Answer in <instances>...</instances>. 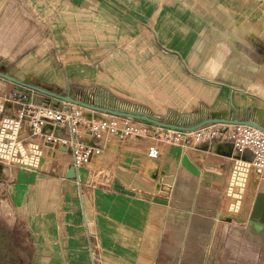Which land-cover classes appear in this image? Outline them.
I'll return each instance as SVG.
<instances>
[{
  "label": "crops",
  "instance_id": "crops-1",
  "mask_svg": "<svg viewBox=\"0 0 264 264\" xmlns=\"http://www.w3.org/2000/svg\"><path fill=\"white\" fill-rule=\"evenodd\" d=\"M51 1L0 0V61L13 77H38L32 67L46 53L47 43L29 34L40 28L43 14H50L52 28L60 32L58 42L50 36V52L55 44L63 47L66 63V69L54 68L50 56L53 91L57 86L68 89L58 84L59 75L64 73L70 85L76 82L73 78L85 85H107L110 81L116 91L108 85L114 92L101 87L119 99L121 95L139 102L163 119L173 117L168 108L197 113L203 101L209 115L220 117L255 118L248 110L264 109V0H198L196 8L205 10L206 19L198 20L194 14L185 24L201 30L202 42L213 44L214 51L203 61L201 75L192 71L193 65L189 69L180 53L176 54L186 70L210 85L207 91L183 89L175 98L179 101L164 90L155 91L152 83L139 88L124 76L113 78L107 69L94 70L88 62L95 57L70 50V33L66 31L97 29L105 20L115 25L119 12L111 0H105L111 10L105 15L77 2L64 11L63 4L53 7ZM69 1L73 0H62ZM237 26L240 35L254 36L259 46L261 54L254 55V61L237 50L228 36L227 30ZM30 49L34 56L25 58ZM17 62L19 68L14 67ZM75 62L80 63L71 69L70 63ZM8 84L5 92L14 87ZM69 88L75 97L79 91ZM215 88L222 91L218 94ZM155 93L173 101L175 107L164 108L165 103ZM152 130L147 138L110 144L101 156H93L79 169L76 179L67 176L73 156L63 148L45 157L39 169L1 171L0 245L17 255L15 264H264V233L251 230L249 218H235L230 223L218 219L223 215L237 156L233 146L199 145L191 138L181 143L161 142ZM152 146L160 148L157 160L148 156ZM185 154L200 170L199 177L182 167ZM163 185L170 187L169 194L159 192ZM261 190L264 180L251 183L252 210ZM158 197L169 200L170 205L155 202Z\"/></svg>",
  "mask_w": 264,
  "mask_h": 264
},
{
  "label": "rangeland",
  "instance_id": "rangeland-1",
  "mask_svg": "<svg viewBox=\"0 0 264 264\" xmlns=\"http://www.w3.org/2000/svg\"><path fill=\"white\" fill-rule=\"evenodd\" d=\"M107 1L110 2V0ZM111 1L113 3L112 5L115 6L119 12V18L114 20L115 25H110L109 21L105 20L102 25H98L97 29H82L80 31L72 29L66 31L70 33L71 44L68 45L70 50H73L75 53H80L83 56L95 57L94 61L91 63L88 62L94 70L102 67L103 69H107V71L113 75V78L117 79L120 75L124 76L126 80L128 79V81H131L132 86L139 88L144 86L148 87V83H152L155 87V91L159 92L164 90L174 100H176L175 98L178 97L183 89L188 90V92L196 90L197 88H200L201 91H207L210 84L201 79H197L186 70L183 61L176 54L180 53L189 69L192 70L190 66L193 65L194 69L192 71L201 75L200 69L203 61L210 59V56L214 51L215 46L213 44L202 42L201 30H194L185 24L188 20L187 18H190V16H193L194 14L198 20L202 21L206 19L207 13L205 10L203 8H196L198 6V0ZM74 2H77L85 9L97 8L102 10L101 15H105V11L108 9L110 10V7L105 0H73L69 2L54 0L53 2L51 1V5L56 7L59 4H63L64 11H69ZM242 15H245V13ZM246 16L244 18H247ZM39 20L40 28L37 30L33 29L30 32L29 37H38L37 39L42 38L43 42L47 43V48L46 53L40 55L37 62H35L32 67L33 71H35L33 73L39 74L38 77H34L35 79L33 80L49 85L51 80L50 56L53 57L54 68L66 69V63L62 59L64 54L61 50H63V47L55 44L54 46H51L52 50L50 52V36L52 38L54 37V40H56L55 42H58V34L60 33H57V31L52 28L50 14H43ZM194 25H197V23ZM181 31H183V37L179 38ZM227 32L228 36L233 39L235 43L234 47L247 57H250L253 61L254 55L261 54L257 42L253 39L254 36L240 35L238 26L227 30ZM211 41L214 42V39ZM93 48L97 49V53H95L96 51ZM90 51L93 52L90 53ZM32 56H34V50L30 49L24 57L32 58ZM33 63L34 61L30 62V64ZM79 63H70V65H72L71 69H74V65H79ZM15 66L19 68V62L15 63L14 67ZM103 75V73L99 74L100 80H103ZM59 76L60 83L58 84L64 88L70 86L76 91H79V89L83 87L105 90L101 87V85H103L112 92L116 91V87L110 81L106 82V84L114 91L103 83L89 85L81 84L77 82V78H73L76 82L70 85L71 83L66 74L61 73ZM91 82L98 81L92 80ZM3 83L9 85V82L7 83L3 81ZM58 89L57 86L54 88V91H57ZM218 89L219 88H215V91L219 94L222 90L219 89L218 91ZM64 92H66L65 89L60 91V93ZM109 94L111 93L109 92ZM155 94L160 98L159 101L165 103L164 108L170 106L175 107L173 101H165L163 95L158 93ZM118 97L124 102L122 105L125 108H128L127 106H131L132 104L138 105L137 103H139L131 99L123 98L121 95ZM176 101L179 100L177 99ZM181 101L182 100H180V102ZM202 103L204 105L200 108L201 110H197V113L196 111L181 113L179 112L180 110L174 108H168V111L173 114L174 117L180 116L185 119L186 122L194 123L198 120L209 118L210 116L205 106L206 102L203 101ZM182 104L189 106V103H186L185 101H182ZM244 175L245 174L243 173V177ZM253 181L258 183L261 182L262 179L260 177L251 178L246 185L247 188L245 187L246 191L245 189L243 190L245 194H243L242 198L227 197V191L223 205L224 216L232 218L233 220L235 218L250 217L254 196V192L251 191V183ZM238 196V194L235 195V197ZM235 205H238V207Z\"/></svg>",
  "mask_w": 264,
  "mask_h": 264
},
{
  "label": "built area",
  "instance_id": "built-area-1",
  "mask_svg": "<svg viewBox=\"0 0 264 264\" xmlns=\"http://www.w3.org/2000/svg\"><path fill=\"white\" fill-rule=\"evenodd\" d=\"M2 80L5 81L0 78V165L11 170L39 169L45 157L63 148L71 151L72 165L79 171L93 156H101L110 144L147 138L154 127L153 134L161 142L181 143L191 138L199 145L230 143L237 156L227 190L229 197L242 198L245 185L253 176L264 180V132L260 129L229 124L209 125L193 132L162 128L143 120L93 112L17 85L5 92ZM75 97L93 105L148 112L135 104L125 108L123 101L101 89L83 88ZM166 120L182 125L191 123L180 116ZM148 156L157 160L160 148L152 146ZM241 172L245 174L243 187L235 185ZM165 188L161 192L169 194L170 187ZM236 194L240 197H235Z\"/></svg>",
  "mask_w": 264,
  "mask_h": 264
},
{
  "label": "water",
  "instance_id": "water-1",
  "mask_svg": "<svg viewBox=\"0 0 264 264\" xmlns=\"http://www.w3.org/2000/svg\"><path fill=\"white\" fill-rule=\"evenodd\" d=\"M0 78L14 85L36 91L53 100L73 103L87 110L97 113L143 120L162 128L175 129L185 132H193L209 125L229 124V125H248L260 129L261 131L264 132V109H257V108H253L251 110L249 109L248 114L255 115V118L238 119L237 117H220V116H216L215 114H211L209 118L198 120L194 123H189L187 125H182L178 123H172L166 119L157 117L148 112L125 111L113 107L93 105L91 103L78 100L76 97H74L71 94V90L69 87L64 93H60L61 91L60 89H58L57 91H53V88L50 86V84L45 85L42 82L33 80L35 79L34 76H28L25 79H18L16 77H13L10 73H8L7 69L4 67L1 61H0ZM234 111L235 109H232V112ZM88 117L90 116L88 115ZM181 165L190 174L196 177H199L201 175L200 170L197 168V166L193 163V161L190 159V157L187 154L183 156ZM4 170H8V167L0 165V172ZM6 176L7 175H5L4 178H6ZM67 176L69 179H76L79 176L78 170L72 165L68 171ZM165 187L166 186L163 185L161 187V190L159 189V192L166 190ZM155 202L164 205H170L171 203L169 200L161 199L159 197L155 199ZM218 219L228 223L233 221L232 218L226 217L222 214L218 216ZM247 223H248V227L251 230L254 229L258 231V233H264V190L258 192L253 206V210L250 214L249 219L247 220Z\"/></svg>",
  "mask_w": 264,
  "mask_h": 264
},
{
  "label": "flooded vegetation",
  "instance_id": "flooded-vegetation-1",
  "mask_svg": "<svg viewBox=\"0 0 264 264\" xmlns=\"http://www.w3.org/2000/svg\"><path fill=\"white\" fill-rule=\"evenodd\" d=\"M16 256L12 251L3 249V246L0 245V264H15L18 261Z\"/></svg>",
  "mask_w": 264,
  "mask_h": 264
},
{
  "label": "bare ground",
  "instance_id": "bare-ground-1",
  "mask_svg": "<svg viewBox=\"0 0 264 264\" xmlns=\"http://www.w3.org/2000/svg\"><path fill=\"white\" fill-rule=\"evenodd\" d=\"M88 115L91 116L90 114H88ZM238 176H239V179H236V184L235 185H239V186L241 185V187H243L244 186L243 185V182H244L243 173L241 172V174L238 175ZM245 187H246V185H245ZM238 197H240V196H238ZM238 205H235V206L238 207ZM236 210H237V208H236Z\"/></svg>",
  "mask_w": 264,
  "mask_h": 264
}]
</instances>
